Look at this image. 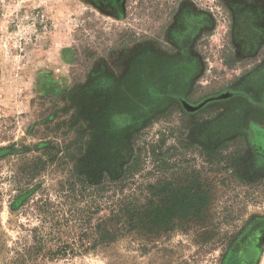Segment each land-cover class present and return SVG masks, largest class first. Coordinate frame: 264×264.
<instances>
[{"label": "rangeland", "instance_id": "rangeland-1", "mask_svg": "<svg viewBox=\"0 0 264 264\" xmlns=\"http://www.w3.org/2000/svg\"><path fill=\"white\" fill-rule=\"evenodd\" d=\"M181 62L193 74L171 90L188 105L234 95L194 114L149 103L144 86L165 91ZM120 110L135 113L140 165L112 182L84 159ZM263 120L264 0H125L121 18L89 0H0V264H226L248 228L264 264V166L248 135ZM165 182L169 196L207 192L202 212L154 234L114 218L115 240L95 244L121 205L152 192L160 205Z\"/></svg>", "mask_w": 264, "mask_h": 264}, {"label": "trees", "instance_id": "trees-1", "mask_svg": "<svg viewBox=\"0 0 264 264\" xmlns=\"http://www.w3.org/2000/svg\"><path fill=\"white\" fill-rule=\"evenodd\" d=\"M138 87L139 84L134 85V88ZM143 91L148 101H150V96H155L153 94L175 100L181 99V96L176 93L169 90L163 92L148 84L144 86ZM183 110L187 114H194L188 112L186 109ZM136 124L135 113L131 110L112 112L107 116V123L102 125V128L98 127L99 131H104L101 135L104 140H101L100 143L96 144L93 151L85 155L84 162L89 164L87 168L89 170L93 168L94 174L100 173L99 175H101L106 172V176H108L106 179H110L112 182H115L119 178V175L122 173V169L121 171L119 169L123 164L125 165L124 178L137 173L140 161L138 157L134 158L133 143L131 142V131L136 127ZM137 132L138 130H134V133ZM102 179L99 183L102 182ZM170 186V183L165 182L160 193L165 195L166 198L158 206L152 202L153 196L157 193L152 192L151 202L144 208H140L133 203H128L121 205L116 211H112L110 218H107L94 227L95 234L97 235L95 244H110V242L115 240L107 239V236H114L111 229L107 228V223L112 222L114 218H118L119 220L123 219L124 230L126 228H129V231L144 229L149 234H154L163 229H167L174 219H182L191 214L198 215L202 212V206L207 203V198L205 199L203 194L207 192L197 190L194 195H191L189 194V190L185 193L177 191L176 194L169 196L171 192L169 190ZM150 189L153 191L156 188L150 186ZM194 202H196V206H194ZM249 229L251 228H248L237 240L239 242H235L232 251L234 250L236 255H231L226 264H255L259 250L256 247L255 238L247 236ZM244 238H247L249 242L246 245L240 243L241 241L243 242ZM242 252H245L243 257L241 255Z\"/></svg>", "mask_w": 264, "mask_h": 264}, {"label": "flooded vegetation", "instance_id": "flooded-vegetation-1", "mask_svg": "<svg viewBox=\"0 0 264 264\" xmlns=\"http://www.w3.org/2000/svg\"><path fill=\"white\" fill-rule=\"evenodd\" d=\"M89 1L93 5H95L99 9H101L103 12L107 13L108 15L114 16L116 18L122 17L125 0H89ZM188 36H189L188 34L182 33V35H180L179 38H185ZM189 37H188V39H189ZM192 65H194V64H192ZM192 65L188 64L187 62L186 63L181 62V63H177L176 65H173L175 67L169 69L168 72H166V74H165L166 77L168 78V88L166 90L173 92L171 89L173 86H176L175 85L176 83L178 85L180 82H184L187 79L189 80L190 79L189 76H191V74H193V71H192L193 66ZM157 89L164 92V90L162 88L161 89L157 88ZM153 95H155V96H150V101H149V103H152L153 105L158 104L162 100H166L167 98H169V97H165V98L160 97V96H157L156 94H153ZM178 95L181 96V94H178ZM169 99H172V98H169ZM228 99H230V97L222 99V100H228ZM146 100H147V97H146ZM215 101H217V100H215ZM178 102L183 107V109H187L185 106V104H187L186 100L182 96H181V99L178 100ZM208 104H206V105H208ZM249 126H250L249 127V133H248L249 145H250L251 150L253 152V157L258 162L259 165L264 166V158L260 155H257V153L255 152V150L253 148V144H252V141H253V138L255 137L256 131H258V130L264 131V120L258 121V123H254V124L249 123Z\"/></svg>", "mask_w": 264, "mask_h": 264}, {"label": "water", "instance_id": "water-1", "mask_svg": "<svg viewBox=\"0 0 264 264\" xmlns=\"http://www.w3.org/2000/svg\"><path fill=\"white\" fill-rule=\"evenodd\" d=\"M233 95L234 94H232V93H225V94L217 96V97H211L209 99H206L199 106H196V107H192L188 104H185V106L187 108L186 110L190 113H196L199 110H201V108H203L206 104H208L212 101L222 100V99L231 97ZM252 144H253V148H254L255 152L257 153V155H260L264 158V131H261V130L256 131V134H255V137L253 138Z\"/></svg>", "mask_w": 264, "mask_h": 264}]
</instances>
